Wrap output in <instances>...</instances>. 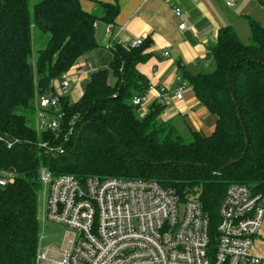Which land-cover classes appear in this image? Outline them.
I'll list each match as a JSON object with an SVG mask.
<instances>
[{
	"label": "trees",
	"instance_id": "1",
	"mask_svg": "<svg viewBox=\"0 0 264 264\" xmlns=\"http://www.w3.org/2000/svg\"><path fill=\"white\" fill-rule=\"evenodd\" d=\"M256 1L264 8V0ZM96 3L100 17L83 9L80 0H39L32 14L28 0H0V136L13 141L7 147L0 140V169L15 173L12 183L0 186V264L34 262L41 168L52 177L154 180L198 199L212 226L228 184L264 189V26L253 19L247 43L229 24L217 29L209 48L212 71L183 73L196 100L215 117L208 134L191 130V141L185 143L171 121L159 120L164 105L151 104L138 116L130 104L150 84L137 69L151 56L149 39L132 48L113 42L108 68L91 72L75 102L60 97L64 123L72 127L67 142H62L66 130L56 138L28 125L18 110L32 108L54 80L98 47V21L113 23L117 16V0ZM32 26L49 34L34 63L29 61ZM246 138L243 158L224 168L242 154ZM41 141L63 143L64 152L48 153L38 147Z\"/></svg>",
	"mask_w": 264,
	"mask_h": 264
},
{
	"label": "built area",
	"instance_id": "2",
	"mask_svg": "<svg viewBox=\"0 0 264 264\" xmlns=\"http://www.w3.org/2000/svg\"><path fill=\"white\" fill-rule=\"evenodd\" d=\"M225 4L234 7L237 0ZM172 11L181 15L176 5ZM114 27L107 24L109 37L124 30L120 26L113 32ZM178 27L188 28L186 23ZM142 42V38L119 41L131 48ZM86 66L91 68L89 61ZM73 67L77 74L84 73L80 64ZM68 71L36 98L39 132L48 131L57 138L66 130L64 143L72 134L60 105V97L69 93ZM175 81L172 94L154 84L134 94L130 104L137 115L144 116L150 104L165 105L169 95L180 100L188 83L181 75ZM0 140L4 138L0 136ZM4 141L7 147L13 144ZM38 147L54 155L64 152L63 143L41 141ZM14 177L13 171L0 169V186L12 183ZM40 179L46 185L45 219L65 230L58 247L38 240L33 264H264V189L257 185L228 184L212 226L198 199L167 190L154 180L72 174L52 177L45 168L40 169Z\"/></svg>",
	"mask_w": 264,
	"mask_h": 264
},
{
	"label": "crops",
	"instance_id": "3",
	"mask_svg": "<svg viewBox=\"0 0 264 264\" xmlns=\"http://www.w3.org/2000/svg\"><path fill=\"white\" fill-rule=\"evenodd\" d=\"M98 1L114 3V0ZM117 4L119 10L113 21L115 26L113 32H116L120 26L124 30L115 37L113 36L114 38L109 37L106 31L107 23L98 21L99 24L97 22L96 29L99 28V31L96 30L95 38L102 42V38L106 36L107 43L105 45L101 43L97 48L86 53L78 60V64L84 67V73L77 75L102 69V67L93 69L90 57L99 58L105 53L108 61H110L109 46L113 42L136 38L149 39L151 45L148 51L151 52V56L146 62L139 63L137 69L147 77L150 84L164 86L167 88L168 93L172 94V91L177 87L175 81L177 75L183 76L185 71L192 74L205 71L204 65H208L207 68H209L211 61H204L209 60L211 57L209 48L216 42L217 29L226 24L233 27L230 22L217 26L218 12L213 0H117ZM80 5L83 9L94 14L101 9V14L98 17L103 14L102 8L96 3V0H80ZM172 5H176L181 9L180 16L174 15ZM180 23H186L188 28L179 29ZM102 33H104L103 36ZM248 41L249 36L246 42ZM165 51L169 52L168 56L163 55ZM88 61L91 64L90 69L86 66ZM111 75L110 72L108 76L112 77ZM88 79L89 77L84 79L85 81L80 85L82 86L81 93L78 94L77 91L78 97L76 99H71L68 93L67 97L71 102H75L81 96ZM80 82L82 81H79V83L76 81L75 83L79 86ZM188 88H190V85L183 90L180 100L171 97V95L168 96L164 105L165 108L159 118L162 121H173L176 114H183L197 123L196 131L208 134L214 128L215 117L196 100L194 92L191 88L189 90ZM150 105H148V108ZM206 115L209 125L205 126L198 118Z\"/></svg>",
	"mask_w": 264,
	"mask_h": 264
},
{
	"label": "rangeland",
	"instance_id": "4",
	"mask_svg": "<svg viewBox=\"0 0 264 264\" xmlns=\"http://www.w3.org/2000/svg\"><path fill=\"white\" fill-rule=\"evenodd\" d=\"M37 1L39 0H28V9L30 13L32 12L34 3H36ZM213 1L214 4L217 6V12H218L217 26L219 27V25L223 23L230 22L242 41L246 42L249 36V31H250L249 23H248L249 19H253L259 22L262 26H264V8H262L256 0H238L237 5L233 8L226 6L225 4L226 0H213ZM99 14H101V9L99 10L98 13H96L97 16H99ZM96 30L99 31V28H97ZM103 35L104 33H102V36ZM48 38H49L48 33H43L34 26L31 27L32 53L29 57L30 62L32 63L35 62L37 57V51L45 47ZM96 41L98 45H100L101 43L105 45L107 43L106 36L105 38L104 37L102 38L101 40L102 42H99L98 39H96ZM106 55L105 53H103L99 58L94 56L90 57V61L92 63L93 69H97L101 67L103 69L108 68L109 61ZM207 61H211V65L209 66V68H207L208 65L207 66L204 65L203 68L205 71L210 72L215 67L214 61L211 59V57L209 60L207 59L204 62ZM90 74L91 72L89 71L83 75H77V73H75L74 67L68 71V79L71 85V88H69L70 89L69 97L71 99H76L78 97L77 91L78 94L81 93V87H82L80 85L85 81L84 79L90 76ZM109 80L112 82L113 76L109 77ZM76 81L78 83L79 81L82 82H80L78 86V84L75 83ZM189 89L190 88H188V90ZM18 113L23 114L26 117V121L28 125L39 132V121H38L39 107L36 99L33 102L32 108L20 109L18 110ZM175 117L176 118L171 122L175 126L177 133L182 136V141L188 143L189 141H191L190 132L191 130L194 131L196 130L197 123L193 122L183 114H176ZM159 120L161 121L160 118ZM198 120L201 121L205 126L209 125L207 115L199 117ZM45 190H46V185L42 182L38 195V212H37L38 223L40 228L39 240L44 245H49V247L53 248V247H58V245L60 244L65 227L47 221L45 219V215H44ZM257 251L261 253L263 252V250H259V249H257Z\"/></svg>",
	"mask_w": 264,
	"mask_h": 264
},
{
	"label": "water",
	"instance_id": "5",
	"mask_svg": "<svg viewBox=\"0 0 264 264\" xmlns=\"http://www.w3.org/2000/svg\"><path fill=\"white\" fill-rule=\"evenodd\" d=\"M83 127H84V126H83ZM83 127H82V128H83ZM80 132H81V130H79V131L77 132L76 140L78 139V136H79ZM247 147H248V140H247V138H246V140H245V146H244V150H243L242 154H241L239 157H237L236 159L229 161V162H228L225 166H223V167L225 168V167H227V166H229V165H232V164H234V163L240 161V160L243 158V156L245 155V152H246V150H247Z\"/></svg>",
	"mask_w": 264,
	"mask_h": 264
}]
</instances>
